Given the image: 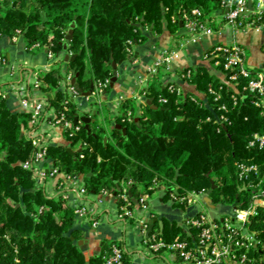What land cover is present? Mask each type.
I'll use <instances>...</instances> for the list:
<instances>
[{"label": "trees", "instance_id": "trees-1", "mask_svg": "<svg viewBox=\"0 0 264 264\" xmlns=\"http://www.w3.org/2000/svg\"><path fill=\"white\" fill-rule=\"evenodd\" d=\"M221 1L0 0V37L11 39L21 30L27 49L39 45L61 58L38 76L41 93L58 114L69 98L60 90L62 65L74 78L79 74L77 82L83 92L90 91L92 85L95 92L100 83L110 80L104 89L108 94L112 90L113 63L126 61L132 55L128 51L130 40L140 44L151 29L162 33L165 23L174 34L180 29L183 12L196 8L213 21ZM73 23L76 28L67 42ZM211 25L218 28L214 22ZM66 42L68 50L64 49ZM69 54L76 58L65 63L62 56ZM193 69L195 74L187 83L194 85L197 92H206L209 84H221V78L206 67ZM218 70L222 72L221 68ZM169 75L161 67L150 76L141 113L131 97L122 102L123 114L116 118L108 109L93 110L89 113V130L83 125L73 138L64 132L63 144L49 148L51 163L65 174L80 177L93 195L117 193L118 203L125 187L136 205L158 187L172 190L165 195L169 199L175 190L180 196L208 192L215 182L210 196L213 205L248 208L253 193L242 190L238 165L257 164L261 171L264 168V148L248 147L254 134L264 133L261 109L252 104L250 97L240 99L228 114L232 124L219 133L217 125L207 121L213 116L212 110L191 101L192 93L182 98L169 91L170 85L177 84L165 81ZM230 94V90L224 91V101ZM161 99L167 102H160ZM148 100H153L152 104ZM92 105L95 109L97 103ZM77 111L71 100L65 111L67 118L74 122ZM128 112L132 113V120L124 121ZM30 128V114L11 111L7 99L0 96V264H104L112 246L123 248L124 242L105 241L99 255L87 258L85 244H79L86 236L74 228L73 208L63 196L50 197L45 189L37 188L32 172L23 167L34 154L32 142L25 134ZM79 141L84 143L83 149L74 157L68 148L74 149ZM251 179L259 180L255 175ZM250 227L257 239L252 264H264V208H258ZM155 232L167 242L186 240L184 228L165 218L162 229L156 226ZM132 262L133 256L125 253L123 264Z\"/></svg>", "mask_w": 264, "mask_h": 264}, {"label": "built area", "instance_id": "built-area-1", "mask_svg": "<svg viewBox=\"0 0 264 264\" xmlns=\"http://www.w3.org/2000/svg\"><path fill=\"white\" fill-rule=\"evenodd\" d=\"M250 3H252V9L249 7ZM212 19L213 21L205 18L203 11L198 8L183 12L179 22L182 23L185 30L183 35L186 34L188 38L183 35L177 36L151 67L148 76L141 80L143 89L131 97L137 101L138 106H142L146 101L145 89L148 86L149 77L157 73L161 67H165L170 72L182 60L188 42L196 41L203 36L214 35L217 31L221 32L223 30L221 27L225 25H230L235 31L243 32L264 27V0H222L220 8L213 14ZM212 22H217L220 28H214L211 25ZM21 34V30H18L17 36ZM128 44L130 46L128 51L131 53V46L134 43L130 40ZM47 57L53 62L52 67L61 60L52 52H47ZM204 58L213 60L216 68L222 69L221 84L219 86L209 84L207 91L202 93L204 97L196 93L191 94L190 99L212 110L213 116H209L207 121L214 122L219 133L227 130V127L232 124L228 114L232 108L238 106L240 99L250 97L252 104L261 109V115L264 117V65L261 68L251 69L246 62L247 50L237 42L218 44L206 53ZM65 66L62 65L63 80L60 84V90L70 99H65L63 111L58 114L40 91L39 72L37 71H29L25 82L13 83L1 88L0 96L5 99L13 96L20 102L25 112L31 116V128L26 130L25 134L32 142L34 154L30 160L23 163V167L32 172L36 187L45 189L50 196L54 182L56 192L50 197L63 196L68 205L73 208L76 221L84 222L90 219L85 203L93 194L89 192L80 177H72L61 172L53 166L48 157V150L53 146L51 138L53 133L48 131L46 127L61 128L63 134L67 132L71 138L82 130L84 125L82 121L79 120L75 124L67 118L65 111L68 110V104L71 100L77 107V117H91L89 113L93 110L91 106L84 107L81 103L82 99L89 100L90 97L81 96L73 84V74L67 72ZM194 74L193 68H187L184 69L181 76L187 82L192 79ZM109 83L110 80L100 83L97 90L92 93V96L96 98L94 103L100 107H103V104L108 107L101 98ZM226 89L230 90L231 94L228 100L224 101ZM35 91L39 94L38 96ZM169 91L177 93L182 98L188 94L178 84L170 85ZM125 99L121 97L116 104V109L111 110L110 115L113 118L123 114L120 111V106ZM160 102L166 103L167 100L161 99ZM50 111L53 113L52 116L49 115ZM126 120H132L131 112H128L127 119L124 121ZM83 144L82 141H79L76 145L80 152L83 149ZM248 147L250 149L256 147L263 149L264 133L254 134L249 140ZM238 168V179L243 183L242 187L245 190H251L253 193V201L250 206L242 208L237 204L224 205L222 207L225 211L220 217L208 214L206 211L192 215L186 220L184 227L186 240L177 239L173 242H167L157 232H151L147 237L148 224L145 221L146 218L138 212L140 208H147L146 199L141 198L137 207L131 201L126 187L120 196L121 202L118 203V221L125 228L133 224L137 226L141 242L147 247L146 254L152 259L156 258L157 261L161 259L164 253H169L172 257L170 264H252L254 262L253 250L257 247V239L256 233L250 225L258 208H264V168L261 171L259 165L245 163H240ZM252 175L259 179L258 182L251 179ZM206 194V190H202L180 196L178 192L174 191L171 193L170 199L173 204L192 206L197 204L199 198L206 196ZM111 195L106 191L100 194V196ZM148 217L153 218L151 214H148ZM94 226L96 227L97 223H94ZM125 253L129 254L125 244L123 248L114 244L111 254L105 257L104 264H123Z\"/></svg>", "mask_w": 264, "mask_h": 264}, {"label": "crops", "instance_id": "crops-1", "mask_svg": "<svg viewBox=\"0 0 264 264\" xmlns=\"http://www.w3.org/2000/svg\"><path fill=\"white\" fill-rule=\"evenodd\" d=\"M218 28L220 27L218 26ZM221 28H223V30L221 32L217 31L214 35L203 36L196 41L188 42L185 48L186 50H184L182 60L179 61L170 71V75L165 78V81H174L181 86L186 93H198L201 97H204L202 93L196 91V88L193 85L188 84L181 75L184 69L204 66L212 74L214 73L222 78V74L212 63L213 60H206L204 58L205 54L218 44H232L237 42L247 50L246 62L251 69L261 68L264 65V27L253 28L244 32L235 31L232 27L227 25L222 26ZM184 33L185 30L182 26H180V29L177 30L176 33H170L167 30L165 23L164 31L162 33L153 32L151 29L150 33L145 34L146 39L142 43L133 45L131 52L132 55L128 58V60L122 61L121 64L120 62L118 63V77L111 92L104 94L101 98V100L108 105L107 108L109 112L116 109V104L121 97L127 99L141 92L143 89L141 80L148 76L151 67L163 51L171 45L172 41L177 36L183 35ZM66 56L67 55L62 56L65 63ZM69 56L72 55L69 54ZM52 65L53 62L47 57V51L36 46L27 49L26 42L22 34L19 36L15 35L11 39L8 37H0V89L8 86L9 84L20 83L21 81L25 82L27 80L26 78H28L29 71H49L52 68ZM35 93L37 92L35 91ZM38 95L39 94L37 93V96ZM95 99L96 98L94 96H91L89 100L82 99L81 103L84 107L92 106ZM7 103L11 111L25 112L20 102L13 96L7 99ZM49 115L52 116L53 113L50 111ZM46 129L53 133L51 136L53 145L63 144L62 142L64 137L61 128L46 127ZM73 150L79 151V149L76 150V147ZM50 192V196H53L56 192L54 189V182L52 183ZM166 194L167 190L161 189L160 187H158L151 194H146L144 198L146 199L147 208H140V210L138 208V212L146 218V223L147 220L150 219L148 214H151L153 216L151 219L157 218L163 221L165 218L169 221H176L184 228L186 220L200 211L194 210L190 211L188 214H184L183 211L173 213L168 205L165 204ZM204 198L205 196L201 197L200 202L204 206L207 205L206 207H208ZM194 205H179V207H187L190 209ZM136 206L138 207V204H136ZM85 207L88 210L90 219L85 220L84 222L76 221L74 228L80 229L85 233L86 240L83 241V244H85L84 252L87 258L99 255L105 241L124 240L125 247L129 251V254L133 256L132 264L171 263L172 257H167L165 255H163L157 263L151 262V258L148 257L147 254L134 249L136 248L134 246L136 243L134 237L130 241L132 243V247H128L127 229H123V226L119 225V208L115 195H92L87 199ZM94 223H97L96 227L94 226ZM156 226L160 227L158 224ZM156 226L154 229H156ZM139 233L140 232H138V234ZM137 237L139 240L141 239L140 234Z\"/></svg>", "mask_w": 264, "mask_h": 264}, {"label": "water", "instance_id": "water-1", "mask_svg": "<svg viewBox=\"0 0 264 264\" xmlns=\"http://www.w3.org/2000/svg\"><path fill=\"white\" fill-rule=\"evenodd\" d=\"M249 7H250V9H252L253 8V6H252V3H250L249 4ZM180 26H182V23H180ZM76 28V24L75 23H73L72 25H71V30L69 31V33H68V35H67V38H66V41L68 42V41H70L71 39H72V37H73V34H74V29ZM64 43V49L65 50H68V43ZM76 58V55H74V56H69V55H67L66 56V62H69V61H73L74 59ZM122 63V61L120 62V64ZM78 76H79V74H76V76H75V78L73 79V84H74V86L76 87V89L78 90V92L81 94V96L82 97H91L92 96V93H93V90H94V86L92 85V87H91V89H90V91H88V92H83V90L80 88V86H79V84H78V82H77V78H78ZM117 77H118V64L117 63H113V80H112V82H111V87L113 88L114 87V84H115V82H116V80H117ZM152 102H153V100H148L147 101V103L148 104H152ZM154 108H156V106H154ZM82 121L83 123H84V125H85V128L87 129V130H89V125H90V122H91V120H92V118L91 117H87V116H83V117H76L75 118V124H77V122L78 121ZM118 128H121V126L120 125H118L117 126ZM122 131H123V134L124 135H126V133H127V128L126 127H124L123 129H122ZM68 152L72 155V156H74V157H76L79 153H80V150L79 151H74L73 149H71V148H68ZM215 188H216V184H215V182H212V187H211V189L207 192V194H206V196H205V198H204V201L208 204V207H209V209H211V210H215L216 209V206L215 205H213V203H212V199H211V194L213 193V191L215 190ZM242 190H245V188L244 187H242ZM120 191V188L119 187H117V192H119ZM169 191H172L171 189H169L167 192H169ZM175 192H177L176 190H175ZM115 196L117 195V193H115L114 194ZM147 224L149 225V228H148V231H147V234H146V236L147 237H149V235L151 234V232L153 231V229H154V227L158 224L161 228L163 227V221H161V220H159V219H148L147 220ZM83 241H79V244L80 245H83Z\"/></svg>", "mask_w": 264, "mask_h": 264}, {"label": "rangeland", "instance_id": "rangeland-1", "mask_svg": "<svg viewBox=\"0 0 264 264\" xmlns=\"http://www.w3.org/2000/svg\"><path fill=\"white\" fill-rule=\"evenodd\" d=\"M216 25H217V22L215 23ZM227 26H229V27H231L230 25H227ZM227 29H230V28H227ZM185 38H188V36L185 34V35H183ZM186 50V49H185ZM149 79H150V77H149ZM96 100V99H95ZM95 102V101H94ZM94 108V106L92 105L91 106V109H93ZM100 110L101 112H104V111H106L108 108H107V106L105 105V104H103V107H100L99 105H97L96 106V108L95 109H93V110ZM92 110V111H93ZM109 111V110H108ZM137 111L139 112V111H142V106H138V104H137ZM79 148H76V150H78ZM84 183V182H83ZM85 184V183H84ZM146 195V194H145ZM144 195V196H145ZM201 198H199V202L197 203V204H195L192 208H190V209H188L187 207H175V206H173V202H172V200H170V198L169 199H166L165 200V204L166 205H168V207L171 209V211L173 212V213H179V212H181V211H183V213L184 214H188L190 211H194V210H198V211H206V212H208V214H211V215H215V216H217V217H220L221 215H222V213L225 211L224 210V208L221 206V207H217L215 210H211V209H209L208 207H206V206H204L201 202ZM119 224V223H118ZM120 226H123V225H121V223L119 224ZM123 229L125 228L124 226L122 227ZM127 229V239H128V247H132L131 245H132V243L130 242L131 241V239L134 237L135 238V241H136V243L134 244V246L136 247V248H134V249H137V250H139V251H141L142 253L144 252L145 254L147 253V247L143 244V242H141L140 240H139V238L137 237V236H139V234H138V230H137V226L135 225V224H133V225H130L129 227H127L126 228ZM123 238V237H122ZM137 238V239H136ZM116 242H118V243H120V242H123V240H118V241H116ZM122 245H123V243H122ZM163 255H165V256H170V254L169 253H164ZM151 262H153V263H157V260H156V258L155 259H152L151 258Z\"/></svg>", "mask_w": 264, "mask_h": 264}]
</instances>
